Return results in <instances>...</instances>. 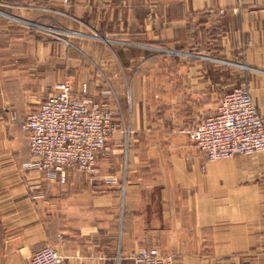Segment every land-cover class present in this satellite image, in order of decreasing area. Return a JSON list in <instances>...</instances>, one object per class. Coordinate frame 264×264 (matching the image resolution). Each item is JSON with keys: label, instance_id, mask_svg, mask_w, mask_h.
<instances>
[{"label": "crops", "instance_id": "crops-1", "mask_svg": "<svg viewBox=\"0 0 264 264\" xmlns=\"http://www.w3.org/2000/svg\"><path fill=\"white\" fill-rule=\"evenodd\" d=\"M66 78L129 143L52 178L24 167L21 123ZM240 86L264 118V0H0V264L47 244L60 264H264V152L209 160L187 136Z\"/></svg>", "mask_w": 264, "mask_h": 264}, {"label": "built area", "instance_id": "built-area-1", "mask_svg": "<svg viewBox=\"0 0 264 264\" xmlns=\"http://www.w3.org/2000/svg\"><path fill=\"white\" fill-rule=\"evenodd\" d=\"M101 94L115 100L110 89ZM115 112L107 100L87 95L85 84L76 93L71 81L64 79L60 90L48 94L21 123L31 155L24 167L52 178L59 167L93 174L98 155L109 151L116 129L121 130L126 147L129 143L130 131L114 120ZM187 136L209 160L252 155L264 152V118L248 89L235 87L224 93L215 113L189 129ZM131 257L133 264H172L169 258L145 248ZM61 260L56 248L47 244L31 255L29 264H60Z\"/></svg>", "mask_w": 264, "mask_h": 264}, {"label": "rangeland", "instance_id": "rangeland-1", "mask_svg": "<svg viewBox=\"0 0 264 264\" xmlns=\"http://www.w3.org/2000/svg\"><path fill=\"white\" fill-rule=\"evenodd\" d=\"M64 40V39H63ZM140 249V248H139Z\"/></svg>", "mask_w": 264, "mask_h": 264}]
</instances>
